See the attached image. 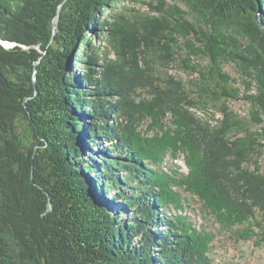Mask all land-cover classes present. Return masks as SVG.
<instances>
[{
	"label": "trees",
	"instance_id": "obj_1",
	"mask_svg": "<svg viewBox=\"0 0 264 264\" xmlns=\"http://www.w3.org/2000/svg\"><path fill=\"white\" fill-rule=\"evenodd\" d=\"M124 1L0 0V264H219L187 195L264 245V0Z\"/></svg>",
	"mask_w": 264,
	"mask_h": 264
},
{
	"label": "rangeland",
	"instance_id": "obj_2",
	"mask_svg": "<svg viewBox=\"0 0 264 264\" xmlns=\"http://www.w3.org/2000/svg\"><path fill=\"white\" fill-rule=\"evenodd\" d=\"M148 1H124L119 3V8L129 17L135 15H155L156 13L148 6ZM168 1L170 3L173 2L172 0ZM98 43L110 58L115 57L116 51L108 41H98ZM224 70L231 76L240 78L239 71L235 65L226 64ZM170 72L179 78H188L175 65L171 67ZM227 104L241 116L248 117L250 105L243 99L230 100ZM261 162L264 163V155L262 156ZM163 166L164 169L178 168L180 172L185 174L188 172L184 153L180 150L179 152L178 150L177 152L171 150V153L168 150V153L164 155ZM182 213L188 215L196 226L203 225L207 227V230H211L215 234L209 250V256L214 262L219 264H264V245L257 247L254 244V239L243 240L239 236L231 234L229 231L220 230V223L215 221L216 219L214 217L207 216L201 211V204L195 197L187 195V202L183 207ZM245 225L250 227V221H245ZM237 227L241 226L237 225ZM255 233H260V230H255Z\"/></svg>",
	"mask_w": 264,
	"mask_h": 264
},
{
	"label": "water",
	"instance_id": "obj_3",
	"mask_svg": "<svg viewBox=\"0 0 264 264\" xmlns=\"http://www.w3.org/2000/svg\"><path fill=\"white\" fill-rule=\"evenodd\" d=\"M256 20H257V22L261 25V27L264 29V24H263V22H262V20L260 19V17H259V12L257 11L256 12ZM4 43V42H3ZM5 45H7V43H4Z\"/></svg>",
	"mask_w": 264,
	"mask_h": 264
}]
</instances>
